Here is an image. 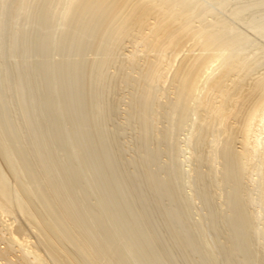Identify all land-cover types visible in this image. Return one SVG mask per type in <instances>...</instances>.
Masks as SVG:
<instances>
[{
	"label": "bare ground",
	"instance_id": "6f19581e",
	"mask_svg": "<svg viewBox=\"0 0 264 264\" xmlns=\"http://www.w3.org/2000/svg\"><path fill=\"white\" fill-rule=\"evenodd\" d=\"M0 264H264V0H0Z\"/></svg>",
	"mask_w": 264,
	"mask_h": 264
},
{
	"label": "rangeland",
	"instance_id": "374dc122",
	"mask_svg": "<svg viewBox=\"0 0 264 264\" xmlns=\"http://www.w3.org/2000/svg\"><path fill=\"white\" fill-rule=\"evenodd\" d=\"M118 118L119 119L120 118H123V116H119ZM116 124L117 123H116V120L115 119L113 121L108 122L109 129L113 128L114 126H117ZM113 135H114L113 137H114V140H115V145L117 146V149L120 150V153H122L121 154V157L124 158V159H126V160H128L133 155V151L130 150V149H128V148H130V146L129 145H125V144H130V142H129V140H130L129 135L128 134L127 135L126 134H120V132L114 133ZM162 147H163V144L160 143L159 144L160 150L162 149ZM161 158L164 159V154L161 155ZM128 167L132 170V166L129 165ZM138 169L140 170L141 168L138 167Z\"/></svg>",
	"mask_w": 264,
	"mask_h": 264
}]
</instances>
